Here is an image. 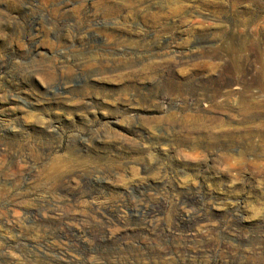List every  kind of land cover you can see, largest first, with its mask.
Returning <instances> with one entry per match:
<instances>
[{"label":"rangeland","instance_id":"obj_1","mask_svg":"<svg viewBox=\"0 0 264 264\" xmlns=\"http://www.w3.org/2000/svg\"><path fill=\"white\" fill-rule=\"evenodd\" d=\"M0 264H264V0H0Z\"/></svg>","mask_w":264,"mask_h":264},{"label":"bare ground","instance_id":"obj_2","mask_svg":"<svg viewBox=\"0 0 264 264\" xmlns=\"http://www.w3.org/2000/svg\"><path fill=\"white\" fill-rule=\"evenodd\" d=\"M46 1H47V0H46ZM48 1H50V0H48ZM207 46H208V45H207ZM203 47H204V46H203ZM209 48H210V47H208V49H209ZM203 49H204V48H203ZM159 204H160V203H159ZM162 204H163V203H162ZM151 210H152V209H151ZM156 210H157V209H156ZM156 210H155V211H156ZM155 211H154V212H155ZM187 213H188V212H186V214H187ZM186 216H188V215H186ZM188 218H189V217H188ZM190 218H191V217H190ZM186 219H187V218H186Z\"/></svg>","mask_w":264,"mask_h":264}]
</instances>
